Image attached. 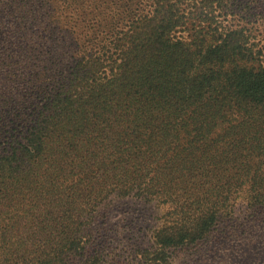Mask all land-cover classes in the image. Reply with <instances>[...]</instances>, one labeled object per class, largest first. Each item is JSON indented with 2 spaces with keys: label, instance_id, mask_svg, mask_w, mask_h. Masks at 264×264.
I'll use <instances>...</instances> for the list:
<instances>
[{
  "label": "trees",
  "instance_id": "trees-1",
  "mask_svg": "<svg viewBox=\"0 0 264 264\" xmlns=\"http://www.w3.org/2000/svg\"><path fill=\"white\" fill-rule=\"evenodd\" d=\"M228 3L0 0V264H71L113 193L168 208L160 263L264 208V47Z\"/></svg>",
  "mask_w": 264,
  "mask_h": 264
},
{
  "label": "rangeland",
  "instance_id": "rangeland-1",
  "mask_svg": "<svg viewBox=\"0 0 264 264\" xmlns=\"http://www.w3.org/2000/svg\"><path fill=\"white\" fill-rule=\"evenodd\" d=\"M228 1L230 14L235 16L233 22L226 23L242 24L264 47V0ZM22 133L16 121L1 119L0 152L13 136L22 141ZM51 194L40 198L47 204L38 199L37 193L32 194L31 201L21 207V216L30 208L36 217L44 211L49 213L53 204L46 197ZM167 209L142 198L110 194L99 203L91 220L85 253L71 264H93V261L96 264H264V208H250L244 198L235 202L232 218L222 223L207 240L188 249L172 251L168 263L157 262L148 254L153 253L152 236L163 224ZM77 220L89 221L85 216Z\"/></svg>",
  "mask_w": 264,
  "mask_h": 264
}]
</instances>
